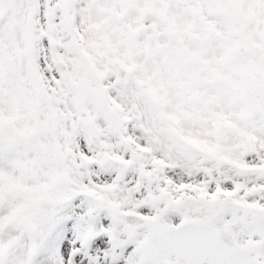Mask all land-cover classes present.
I'll use <instances>...</instances> for the list:
<instances>
[{"label":"snow or ice","instance_id":"snow-or-ice-1","mask_svg":"<svg viewBox=\"0 0 264 264\" xmlns=\"http://www.w3.org/2000/svg\"><path fill=\"white\" fill-rule=\"evenodd\" d=\"M0 264H264V0H0Z\"/></svg>","mask_w":264,"mask_h":264}]
</instances>
